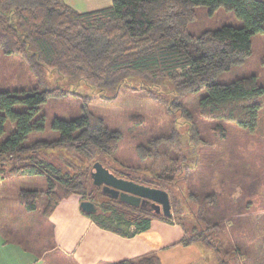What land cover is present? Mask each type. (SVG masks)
I'll use <instances>...</instances> for the list:
<instances>
[{
  "label": "trees",
  "instance_id": "trees-1",
  "mask_svg": "<svg viewBox=\"0 0 264 264\" xmlns=\"http://www.w3.org/2000/svg\"><path fill=\"white\" fill-rule=\"evenodd\" d=\"M200 8L209 14L223 8L244 26L225 25L193 34L189 26ZM257 34H264V2L259 0H113L106 8L89 12L78 11L65 0H0V47L6 55L20 56L37 77L52 71L114 96L130 78L140 79L147 90L166 87L182 97L206 89L198 104L199 116L234 122L249 132L258 128L264 86L254 75L231 84L215 79L251 57ZM69 93L61 87L36 89L25 96L0 92V177L45 176L46 219L63 198L74 195L81 202L95 203V213H83L101 229L131 238L150 230L152 220L174 222L185 233L179 244L213 249L219 264L238 263L240 250L231 239L241 218L256 205L253 174L216 154L209 160L215 176L200 177L198 185L192 184L194 177L186 169L194 167L184 166L186 157L162 135L143 139L146 142L135 147V159L120 160L122 133L89 113L74 119L56 117L50 136H39L46 131L47 117L39 116L42 106ZM7 122L15 126L8 135ZM135 126L140 127V121ZM227 132L225 128L222 136L226 138ZM56 153L59 162L51 156ZM96 162L120 178L168 192L173 216H157L104 196L90 177ZM187 183L191 185L181 191ZM213 183L218 188L225 184V192L210 188ZM38 194L20 191L25 210L37 209ZM95 197L102 203L97 204ZM223 236L230 241L225 249ZM117 264L162 263L154 254Z\"/></svg>",
  "mask_w": 264,
  "mask_h": 264
},
{
  "label": "rangeland",
  "instance_id": "rangeland-1",
  "mask_svg": "<svg viewBox=\"0 0 264 264\" xmlns=\"http://www.w3.org/2000/svg\"><path fill=\"white\" fill-rule=\"evenodd\" d=\"M91 4L75 3L79 5L80 11L91 10ZM106 4H112V1L102 6ZM225 25L243 27L244 23L235 14L223 8L214 14H209L207 8H200L197 9V19L189 26V30L198 35ZM252 47L253 54L244 64L220 74L215 82L231 84L240 78L254 75L257 76L259 84L264 86V34L253 36ZM53 87L64 88L70 93L62 98L50 99L42 106L39 116L47 117L46 131L39 136H50L53 120L56 117L74 119L89 113L96 119L103 120L108 128L122 133L123 140L117 153V158L120 160L135 159V147L146 142L142 141L143 139L162 135L169 137L168 142L176 144L178 153L186 157L187 162L184 166L194 167V169H186L188 176L194 177L192 184L198 185L200 177L215 176L212 174L213 167L210 166L209 160L216 154H218L217 157L223 155L225 159L232 160L238 164L237 168L240 170L245 166L244 172L253 174L252 179L257 183L258 196L252 212L241 218V225L237 227L240 229L232 236V243L240 250L239 253L236 252L239 261L235 264H264V96L260 99L262 109L258 128L255 132H249L241 129L234 122L200 117L197 111L198 104L206 94V89L182 97L167 92L166 87L163 88L164 90H158L156 87L147 90L140 79L130 78L114 96L111 91L101 93L83 82H69L52 71H46L45 75L37 77L20 56L6 55L0 47V92L25 96L34 93L36 89L44 90ZM102 96L111 100L103 99ZM112 97L116 98L112 100ZM139 121L140 127L135 126ZM225 128L228 131L226 138L222 136ZM6 129V135H8L15 126L7 122ZM51 156L59 162L57 153ZM0 180H2L0 224L4 234L9 235L13 230V236H15L17 230H24L26 231L24 240L30 242L31 246L42 253L46 248L43 234L45 235L47 224L44 223L47 219L43 212L48 203L44 193L48 188L47 178L19 176L0 177ZM214 183L210 188L215 186L216 191L225 192V184L218 188ZM189 185L191 184L182 185L181 191ZM21 190L39 192L35 211H27L20 204ZM96 199L97 204L102 203V199ZM186 224L192 225L190 217H186ZM230 225L231 222L228 226ZM45 236L48 243L49 236L48 234ZM229 242L228 239L225 242V236H223L224 249ZM198 249H201L204 255L201 258H193L187 264H219L213 249L202 245ZM58 263L64 264L57 254L47 255L43 262V264Z\"/></svg>",
  "mask_w": 264,
  "mask_h": 264
},
{
  "label": "crops",
  "instance_id": "crops-1",
  "mask_svg": "<svg viewBox=\"0 0 264 264\" xmlns=\"http://www.w3.org/2000/svg\"><path fill=\"white\" fill-rule=\"evenodd\" d=\"M79 10L75 3H92L89 12L106 8L113 0H65ZM264 2V0H259ZM2 184V180H0ZM21 204V200H20ZM41 253L24 240V230H13L6 235L0 224V264H43L47 255L57 254L64 264H117L125 260L136 261L150 255L159 256L162 264H187L203 256L200 244L183 246L184 230L177 223L152 220L150 230L126 238L99 228L81 209V199L69 196L47 219ZM62 264V263H58Z\"/></svg>",
  "mask_w": 264,
  "mask_h": 264
},
{
  "label": "water",
  "instance_id": "water-1",
  "mask_svg": "<svg viewBox=\"0 0 264 264\" xmlns=\"http://www.w3.org/2000/svg\"><path fill=\"white\" fill-rule=\"evenodd\" d=\"M90 177L93 186L100 188L102 194L108 198L119 200L132 207L147 209L157 216L167 218L173 216L169 194L164 190L120 178L101 162H96L93 165ZM81 209L88 214L97 211L95 203L91 201H82Z\"/></svg>",
  "mask_w": 264,
  "mask_h": 264
},
{
  "label": "flooded vegetation",
  "instance_id": "flooded-vegetation-1",
  "mask_svg": "<svg viewBox=\"0 0 264 264\" xmlns=\"http://www.w3.org/2000/svg\"><path fill=\"white\" fill-rule=\"evenodd\" d=\"M146 208H149V207H146ZM151 209V208H150Z\"/></svg>",
  "mask_w": 264,
  "mask_h": 264
}]
</instances>
